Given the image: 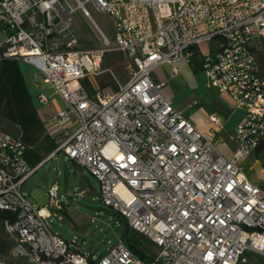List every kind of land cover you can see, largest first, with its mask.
Returning a JSON list of instances; mask_svg holds the SVG:
<instances>
[{
    "label": "built area",
    "instance_id": "obj_1",
    "mask_svg": "<svg viewBox=\"0 0 264 264\" xmlns=\"http://www.w3.org/2000/svg\"><path fill=\"white\" fill-rule=\"evenodd\" d=\"M74 1L75 8L65 0H0L1 56L32 65L65 104L47 120L59 133L48 159L61 152L87 169L99 183L101 202L159 252L141 250L142 259L120 237L95 258L53 232L52 214L22 192L39 166L28 165L19 138L0 130V211L15 216L3 223L12 242L8 258L27 264H239L250 253L264 264V192L239 166L264 138V79L252 46L254 38L264 39V0ZM87 1L111 17L115 48L125 59L129 81L113 92L88 93L82 84L102 73L104 53L80 48L70 31L76 9L89 17ZM184 64L203 73L207 89L244 111L231 157L216 152L215 132L196 129L163 97V84L153 82L159 67L177 76ZM210 121L220 127L216 117ZM47 196L62 220L66 204L57 183Z\"/></svg>",
    "mask_w": 264,
    "mask_h": 264
},
{
    "label": "crops",
    "instance_id": "obj_2",
    "mask_svg": "<svg viewBox=\"0 0 264 264\" xmlns=\"http://www.w3.org/2000/svg\"><path fill=\"white\" fill-rule=\"evenodd\" d=\"M4 42L5 33L0 27V130L14 135L26 145L25 160L32 168L39 166L36 171L38 172L57 147L56 139L59 133L47 124V120L63 110L65 104L53 88L44 81L43 75L32 65L2 58ZM252 46L257 72L264 79V39L254 38ZM115 50L125 62L123 54L116 48ZM103 73L89 76L93 83L89 87L90 92L86 90L89 79L86 78L83 81V87L88 93H93L99 88H106L113 92L118 86H125L129 81L127 74L118 86L106 85L104 81L101 83L102 86H99L96 81L97 78L102 77ZM152 79L155 84H163L160 89L163 97L196 129L203 133L215 132L218 154L225 157L232 156L238 148V142L232 138V135L244 117L242 109L235 108L227 95L207 89L203 73L192 69L187 64L182 66L177 76H171L168 67L161 66L155 70ZM196 85L199 87L197 88ZM40 96H43L45 100H41ZM194 96L204 105L184 116L183 101ZM211 116L219 119V128L210 121ZM239 166L241 169L244 167L242 171L248 180L264 192V159L258 158L255 151L241 161ZM260 262V257L249 253L239 264H259Z\"/></svg>",
    "mask_w": 264,
    "mask_h": 264
},
{
    "label": "rangeland",
    "instance_id": "obj_3",
    "mask_svg": "<svg viewBox=\"0 0 264 264\" xmlns=\"http://www.w3.org/2000/svg\"><path fill=\"white\" fill-rule=\"evenodd\" d=\"M72 8L77 4L74 0H65ZM84 2L85 0H81ZM89 17H84L81 10L76 9L71 14L70 31L77 38L82 49H104L101 71L102 77L97 78L100 86L104 81L106 85L118 86L127 76L125 62L115 50L114 31L112 19L103 11L98 10L93 3L85 2ZM96 27L110 41L105 47L103 39ZM202 51L208 50V44L200 46ZM86 83L88 89L93 84L91 77ZM199 82V80H198ZM102 86V85H101ZM104 86V85H103ZM199 85H196V87ZM109 87V86H108ZM197 87V88H198ZM196 88V89H197ZM204 104L196 96L183 101L185 106L183 114L187 116L195 108ZM244 170V167L242 168ZM56 182L59 189V200L66 204L65 212L59 215L58 220L48 206L47 190ZM83 191V192H82ZM27 199L36 206L46 207L52 214L49 225L52 231L60 237L74 242L78 249L86 256L93 255L98 258L105 254L125 232V222L111 207L105 206L100 200L99 183L91 176L87 169L68 160L63 153H56L32 176L22 187ZM0 232H3L0 226ZM130 236H133L130 233ZM141 242V250L147 255H157L158 248L143 237L137 238ZM0 264H27L24 261H12L8 257L0 256Z\"/></svg>",
    "mask_w": 264,
    "mask_h": 264
},
{
    "label": "trees",
    "instance_id": "obj_4",
    "mask_svg": "<svg viewBox=\"0 0 264 264\" xmlns=\"http://www.w3.org/2000/svg\"><path fill=\"white\" fill-rule=\"evenodd\" d=\"M256 156L258 158L264 159V140H261L258 148L256 149ZM15 219V216L7 211H0V226L3 230V223L5 221H13ZM125 232L122 236V238L125 240V242L130 245V242L133 243L132 245V250L134 253L138 254L142 259H147L145 255L142 254L141 252V242L135 237V236H130V231L125 223ZM11 240L10 238L3 232H0V256L1 257H8V251L11 247Z\"/></svg>",
    "mask_w": 264,
    "mask_h": 264
}]
</instances>
